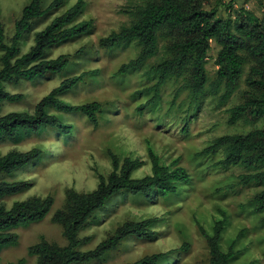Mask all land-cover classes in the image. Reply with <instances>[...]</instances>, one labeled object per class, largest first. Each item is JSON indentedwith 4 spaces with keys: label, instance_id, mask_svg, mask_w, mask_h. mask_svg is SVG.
I'll return each instance as SVG.
<instances>
[{
    "label": "rangeland",
    "instance_id": "374dc122",
    "mask_svg": "<svg viewBox=\"0 0 264 264\" xmlns=\"http://www.w3.org/2000/svg\"><path fill=\"white\" fill-rule=\"evenodd\" d=\"M30 1L0 0V24L5 43H11L15 22ZM52 1L43 0V6ZM76 1L65 0L59 10L34 20L31 30L21 39V54L34 44L37 31ZM85 1V9L78 20H92V29L71 41L51 47L47 53L50 58L69 54V66L60 73L34 81L21 79L17 83H6V90L20 93L23 98L18 102L4 101L2 114L12 111L33 113L41 98L64 79L90 70H98V73L86 77L61 98L71 104L97 101L103 111L95 124L80 112L51 110L63 122L72 125L70 134L46 127L40 132H22L14 139L0 141V154L34 147L43 150L37 162L3 177L7 181H29L30 189L0 202L10 207L13 202L31 196L54 197L53 207L43 220L15 229L19 240L0 250V263H16L20 258H26L27 264H37V257L29 255L28 249L42 236L52 243L65 245L67 240L63 227L53 222L52 216L56 209L64 207L66 190H94L99 183V174L107 176L112 170L111 152L121 160L131 157L143 161V165L134 171L135 177L149 174L151 162L148 151L152 148L165 165L178 159L179 165L188 170L191 180L177 184L178 192L166 196L156 192L152 198L130 192L115 195L81 230L80 238L90 237L81 249L94 248L126 221L155 218L152 225L155 236L128 237L103 258L74 264H129L146 255L166 251L173 252L159 264H210V248L200 226L212 234L215 221L222 219L221 212L226 217L220 240L222 249L227 251L235 241L236 254L231 264H264V211L255 213L249 203L256 193L264 189V184L245 185L239 179L241 174L264 170V166L223 168L217 164L224 157L223 150L215 155L197 154L219 136L246 133L264 126L262 119L240 120L234 125L228 123L229 109L243 101V92L247 89L245 77L231 96L222 101L223 85L216 87L214 83L218 69L216 58L221 47L216 39H212L206 63L209 83L199 98H193L187 88L182 89V77H172L162 87L159 99L139 111L138 107L154 94L153 90L140 91L156 82V76L149 75L147 70L161 57L162 50L142 67L119 74L120 66L135 58L140 46L133 41L108 49L101 47L99 40L129 24L132 9L146 0ZM230 3L232 8L228 12L225 5ZM240 6L259 16L264 12V1L260 3L258 0H222L221 5L212 0L206 8L217 7L218 15L226 17L229 13L234 14ZM2 54L0 49V69ZM250 65L247 63L244 67L245 76ZM185 243L189 245L188 249L184 248Z\"/></svg>",
    "mask_w": 264,
    "mask_h": 264
},
{
    "label": "trees",
    "instance_id": "16d2710c",
    "mask_svg": "<svg viewBox=\"0 0 264 264\" xmlns=\"http://www.w3.org/2000/svg\"><path fill=\"white\" fill-rule=\"evenodd\" d=\"M212 0H146L131 11L132 21L122 25L119 30L100 38L99 45L112 49L122 43L135 41L140 46L138 55L123 63L119 74L142 67L148 60L156 57L162 50L161 57L152 64L147 73L155 75L157 80L144 93L153 90V96L138 107L139 111L155 103L162 87L172 77L184 79L182 89L187 88L190 95L197 99L209 83L206 63L211 48V40L220 45L216 64L218 66L216 87L223 85L222 101H226L239 87L241 80L247 89L243 92V101L229 109L228 123L234 125L240 120H264V12L261 16L252 10L240 6L234 14L226 17L218 15L217 7L206 8ZM222 4V0H215ZM264 0H258L262 3ZM65 0H53L43 6V0H31L26 4L20 17L15 22V33L11 43L4 42L3 28L0 24V49L2 67L0 69V141L14 139L22 132H40L46 127L56 128L64 134L72 132V125L51 110L58 112H80L97 124L98 115L103 111L97 101L84 104H71L61 96L86 77L96 75L98 70L84 71L64 79L36 104L34 112L12 111L2 114L4 101L18 102L23 98L20 93L6 90L8 82L17 83L21 79L34 81L50 74L60 73L70 64L69 54L57 57L47 56L51 47L71 41L88 33L93 26L92 20H78L86 6L85 0H77L64 12L56 15L49 24L36 32L34 44L21 54V39L32 28L34 20L57 11ZM225 4V3H223ZM228 12L232 3L225 5ZM250 63L248 74L244 67ZM220 150L224 157L217 164L223 168L242 166L252 169L264 166V126L246 133L225 134L198 152V155H215ZM151 172L142 177H135L134 171L143 165L139 158L125 157L110 153L112 170L105 176L99 174L97 187L90 192H79L72 188L66 190V202L63 208L55 210L52 220L63 227L67 243L63 246L48 241L44 236L31 245L28 254L37 257V264H74L89 263L103 258L116 249L128 237L153 238L152 229L155 218L141 221H126L113 234L100 241L94 248L83 250L82 245L90 237L80 238L81 230L89 219L101 210L115 195L130 192L152 198L154 192L161 196L178 192L177 184L188 183V170L179 165L178 159L172 164L162 163L160 156L149 148ZM43 155L38 147L26 151L10 150L0 154V201L9 196L26 192L31 182L7 181L3 177L12 175L17 169L37 162ZM240 182L264 184V170L239 175ZM255 213L264 211V189L256 193L249 201ZM54 204V197L47 195L31 196L18 200L8 207L0 202V250L14 245L19 240L15 229L43 220ZM222 219L215 221L212 234L200 226L210 248V264H231L235 257V241L227 251L221 247V237L226 224L225 213ZM185 249L188 244L185 243ZM173 251L146 255L129 264H159ZM1 264V263H0ZM27 264L26 258L16 263Z\"/></svg>",
    "mask_w": 264,
    "mask_h": 264
}]
</instances>
